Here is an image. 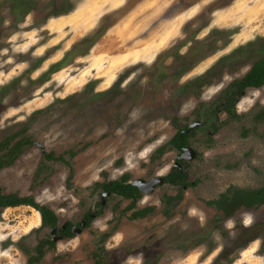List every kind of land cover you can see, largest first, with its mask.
<instances>
[{
  "label": "rangeland",
  "instance_id": "374dc122",
  "mask_svg": "<svg viewBox=\"0 0 264 264\" xmlns=\"http://www.w3.org/2000/svg\"><path fill=\"white\" fill-rule=\"evenodd\" d=\"M262 48L264 0H0V140L23 131L33 141L0 170V188L48 206L58 227L101 210L37 264H264V203L228 218L206 204L264 180V85L240 98L236 119L220 116L212 138L206 126L193 133L194 184L169 215L162 199L178 187L142 195L136 207L153 211L139 218L95 187L166 175L175 122L193 123ZM40 224L29 206L0 209V264H26L52 237Z\"/></svg>",
  "mask_w": 264,
  "mask_h": 264
},
{
  "label": "trees",
  "instance_id": "16d2710c",
  "mask_svg": "<svg viewBox=\"0 0 264 264\" xmlns=\"http://www.w3.org/2000/svg\"><path fill=\"white\" fill-rule=\"evenodd\" d=\"M264 84V57L257 59L250 70L241 78L235 79L228 84V86L220 93L218 101L220 104H224V108L228 112L230 118H237V114L234 110L236 100L241 96L242 91L247 87L258 88ZM190 85V83H189ZM190 87V86H189ZM187 88V87H186ZM194 95L199 96V89H192ZM210 103H200V109L196 111V120L201 118L208 119L209 115L212 114ZM260 117L264 116V111L260 113ZM177 126L176 133L168 141V146L178 151L189 144L191 135L195 133L196 129L183 132L187 129V125L180 126L175 122ZM23 132V131H21ZM15 133L0 140V170L11 166L19 156L31 146L33 141L28 136H22L17 138L21 133ZM165 146H160L156 149L155 155L161 156L164 153ZM43 158L49 161H59L68 164L62 155L55 156L54 153L43 152ZM188 164H185L182 169H172L165 176V182L177 186L179 193L175 196H165L163 201L165 203L164 214H170V207L173 206L174 201L182 198V191L184 187H189L194 183L188 179V172L186 170ZM72 175L70 171L68 181ZM95 187H100L103 191L109 192L120 196L124 199H130L129 205L125 210L129 211L134 209V212L130 215L132 218H139L146 216L148 213L153 211L152 207H146L137 209L136 204L138 199L141 197L139 190L129 183L128 174L122 175L117 180H111L105 183H96ZM264 203V180L258 188H240L235 186L228 187L224 192L220 193L216 198L206 201L208 206H212L222 213L223 217L228 218L235 214L240 208H251L259 206ZM29 206L36 210L40 215V227L39 229H51L57 226L58 218L56 214L48 206L41 204L35 200L32 196H21L19 194L4 193L0 188V209L16 206ZM101 210L88 211L83 215L82 220L85 221V226H89L95 216L99 215ZM65 229L62 230L59 227L60 235L62 238L72 237L70 223L63 224ZM55 246V241L52 237L42 239L38 245L34 248V253L29 254L26 264H37L43 258L45 252L49 248ZM93 257L96 262H100L99 253H94Z\"/></svg>",
  "mask_w": 264,
  "mask_h": 264
},
{
  "label": "flooded vegetation",
  "instance_id": "af4514ba",
  "mask_svg": "<svg viewBox=\"0 0 264 264\" xmlns=\"http://www.w3.org/2000/svg\"><path fill=\"white\" fill-rule=\"evenodd\" d=\"M260 51H261V53L260 54H258L256 57H255V51L253 50V51H251V55L250 56H253V54H254V56H253V58H254V60H253V62L251 63V65H250V67H249V69L244 73V75L250 70V68L252 67V65H253V63L257 60V59H259V58H262V57H264V49L262 48V49H260ZM243 75V76H244ZM242 76V77H243ZM241 78V77H240ZM229 84V83H228ZM264 85V84H263ZM262 85V86H263ZM228 86V85H227ZM226 86V87H227ZM262 86H260V87H262ZM260 87H258V88H255V87H247V88H245L243 91H242V94H241V96H239L238 98H237V100H236V103H235V107H234V110H235V112H236V114H237V111H236V105H237V103H238V101L240 100V98H242L244 95H245V93H246V91L248 90V89H259ZM220 96V95H219ZM219 96L217 97V98H215L212 102H211V104H210V106H211V110H212V114H210L209 115V117H208V119H204V118H201V119H199V120H195L194 122H199L200 124L198 125V126H196L195 128H192V129H190V130H193V129H196V130H199V129H202V128H204L205 126H206V128L208 129L207 131H208V133H207V137L208 138H212V135H214L218 130H219V127H220V116L221 115H224V116H226V118L228 119V120H233V119H236V118H230L229 117V115H228V112L226 111V109L224 108V104H220V102L218 101V99H219ZM264 111V109H260V111L258 112V115H257V117H256V120H257V125H262V124H264V116L263 117H260L259 115H260V113L261 112H263ZM237 117H238V114H237ZM196 119V118H195ZM193 122V123H194ZM192 124V123H191ZM188 126L189 125H187V128H188ZM187 131H189L188 129H186L185 131H183V132H187ZM176 133V132H175ZM192 136V135H191ZM191 138V137H190ZM191 147L190 146V140H189V144L187 145V146H185V147H183L182 149H181V151H178V150H176L177 151V156H176V158H175V161H174V163H173V165H172V167H171V169H170V171L169 172H171V170L172 169H182L183 167H184V165L185 164H188V166H187V168H186V170H187V172H188V167H189V160H186L185 158L184 159H180L179 157L182 155V153H183V150H184V148H186V147ZM192 148V147H191ZM193 149V148H192ZM194 150V149H193ZM195 151V150H194ZM195 154H196V151H195ZM175 164H178V166H175ZM168 172V173H169ZM167 173V174H168ZM166 174V175H167ZM166 175H164V176H161V177H163V179H164V183L162 184V185H164V184H169V185H171V186H174V185H172V184H170V183H166L165 182V176ZM149 181V180H148ZM132 182L133 181H130L129 180V183L130 184H132ZM162 185H159V186H156V188L157 187H160V186H162ZM135 187V186H134ZM174 187H177V186H174ZM137 188V187H136ZM155 188V189H156ZM187 187H184L183 188V191L186 189ZM138 189V188H137ZM155 189H154V191H155ZM153 191V192H154ZM140 192V191H139ZM152 192V193H153ZM104 193H108L106 196H110V195H113V194H110L109 192H106V191H103L102 192V195L104 194ZM141 193V192H140ZM151 194V193H150ZM142 195H147V194H143V193H141V196ZM164 199V198H163ZM163 199H162V201H163ZM128 200V199H127ZM139 200V199H138ZM130 199H129V203H130ZM179 200H177V201H174V203H173V206H174V204L176 203V202H178ZM137 203H138V201H137ZM163 204H164V210H165V203H164V201H163ZM100 205H101V207H102V205H103V203H102V201H100ZM136 206H137V204H136ZM173 206H171L170 208H172ZM210 207H212V206H210ZM137 208V207H136ZM144 208H146V207H144ZM242 208H244V207H242ZM242 208H240V209H242ZM137 209H142V208H137ZM239 209V210H240ZM164 210L162 211L163 213H164ZM129 211H132L131 212V214L134 212V209H131V210H129ZM238 211V210H237ZM236 211V212H237ZM235 212V213H236ZM149 214V213H148ZM147 214V215H148ZM143 217H145V216H143ZM83 221V220H82ZM79 225V224H78ZM62 226H64V225H61L60 227H61V229H62ZM55 227H57V230H56V235L58 236V237H60V238H62V236L60 235V231H59V227H58V225L57 226H55ZM71 227H72V225L70 226V229H71ZM65 229V226H64V228L62 229V230H64ZM50 231V230H49Z\"/></svg>",
  "mask_w": 264,
  "mask_h": 264
},
{
  "label": "water",
  "instance_id": "95a60500",
  "mask_svg": "<svg viewBox=\"0 0 264 264\" xmlns=\"http://www.w3.org/2000/svg\"><path fill=\"white\" fill-rule=\"evenodd\" d=\"M199 124H200L199 122H194V123L190 124L187 129L190 130L192 128H195ZM195 156H196L195 151L191 147L188 146V147L184 148L183 153L179 158L180 159L185 158L186 160L190 161V160H193L195 158ZM175 166H178V164H175ZM163 183H164L163 177L156 176V177L151 178L149 181H145L143 179H137V180L132 182V185L137 187L141 193L150 194L154 191L156 186L162 185ZM107 194L108 193H104L102 195V198L104 196H106ZM102 203H103V201H102ZM84 227H85V221H81L78 226L74 225L71 227V232L73 235L79 234L83 230ZM63 228H64V226H62V229ZM56 230H57V227H53L50 229V234L52 236L53 241H57V239L60 238L56 235Z\"/></svg>",
  "mask_w": 264,
  "mask_h": 264
},
{
  "label": "bare ground",
  "instance_id": "6f19581e",
  "mask_svg": "<svg viewBox=\"0 0 264 264\" xmlns=\"http://www.w3.org/2000/svg\"><path fill=\"white\" fill-rule=\"evenodd\" d=\"M76 21V20H75ZM64 24V23H63Z\"/></svg>",
  "mask_w": 264,
  "mask_h": 264
}]
</instances>
